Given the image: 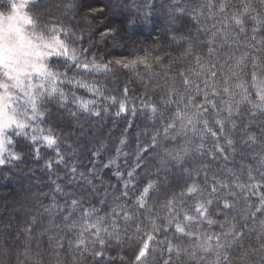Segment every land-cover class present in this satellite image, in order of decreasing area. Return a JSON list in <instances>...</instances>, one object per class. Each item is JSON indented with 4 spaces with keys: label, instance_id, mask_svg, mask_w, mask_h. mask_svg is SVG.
<instances>
[{
    "label": "snow or ice",
    "instance_id": "1",
    "mask_svg": "<svg viewBox=\"0 0 264 264\" xmlns=\"http://www.w3.org/2000/svg\"><path fill=\"white\" fill-rule=\"evenodd\" d=\"M43 5L44 0H0L3 9L0 10V171L10 165L18 167L29 152L40 159L41 145L56 152V164H64L58 139L49 123L59 122L61 118H65V123H79L81 113L100 117L101 110L93 107L97 100L78 95L83 90L93 97L103 96L94 79L98 74L107 76L115 74L116 69L131 70L138 66L151 69L153 62L163 67L165 55L170 57L169 66L183 59L188 68L176 73L183 91L173 87L162 101L166 106L176 105L163 133L164 139L172 140L186 137L189 131L199 135L200 142L194 151L202 155L197 164L193 166L185 159L190 152L186 147L169 151L161 161L162 174L147 178V183L138 187L141 161L148 152V148L138 146L135 162L129 165L126 176L119 169L114 173L122 189L113 190L119 196L113 195L115 206L110 210L103 208L104 215L100 214L101 207L86 206V195H99L93 183L96 170L101 166L110 168L113 161L95 165L90 176L71 168L69 183L75 184L79 176L85 191L71 193L63 208L54 198L44 212L59 214L67 227L78 229L74 245L80 255L75 256L76 260L87 253L98 264H111L114 259L124 264V256H106L113 240L118 246L123 243L122 235H128L126 228L123 233L120 230L121 220L139 221L135 223L137 242L132 264H148L157 249L166 254L162 264H176L185 258L192 264H232L236 249H243L240 256L243 260L248 255L245 248L248 221L259 222L264 233V125L259 129L253 127L257 114L264 116V57L258 55L264 50V0H171L164 37L169 48L179 50L175 57L171 52L153 55L146 50L143 55L106 62L95 56L89 58L85 46L86 38H94L91 29L102 19L104 8H93L87 0H66L63 4L66 14L78 16L83 24V27H69L62 22H43L39 13ZM143 9L142 15L129 9L124 24L108 25L97 34L105 41L111 40L114 46L126 47L125 41L131 39L129 32L152 22L156 10L152 0H145ZM205 20L211 24L204 23ZM229 30L230 36L226 34ZM237 36L243 37L244 48H251L252 52L245 51L238 60L222 59L231 44L237 48L241 45ZM127 91L125 88V98ZM104 98L112 104L118 103L116 116L126 112L122 100ZM141 103L145 110L157 116L158 105L149 101ZM245 112L249 119L244 118ZM206 138L211 140V148H205ZM151 140L149 147L156 151L160 147L158 135H153ZM124 143L121 140V145ZM117 152L123 154L122 149ZM245 153L254 154L250 163L258 167L246 170L240 167V175L229 170L222 177L210 172L218 159L227 161L237 155L243 159ZM100 155L99 150L92 153L93 157ZM171 162L174 165L169 170ZM45 167L53 174V161ZM52 187L54 197L69 195L62 183L53 180ZM129 196L134 199L131 212L121 202ZM106 197L107 191L96 203L104 206ZM253 198L255 202L249 203ZM150 201L159 203L163 217ZM239 201L249 205L246 213H242L243 223L234 216L229 219ZM76 213L79 219H75ZM145 221L147 229L142 227ZM216 226L218 230H214ZM38 227V217L25 219L23 226L19 220L16 225L0 224L6 236H13L15 228L14 239L23 242L20 254L25 258L31 245L38 244L43 236V232H37ZM85 234L91 249L85 247ZM259 239L264 260V235ZM56 245L63 247L59 240ZM72 247L73 242H69V248Z\"/></svg>",
    "mask_w": 264,
    "mask_h": 264
},
{
    "label": "trees",
    "instance_id": "2",
    "mask_svg": "<svg viewBox=\"0 0 264 264\" xmlns=\"http://www.w3.org/2000/svg\"><path fill=\"white\" fill-rule=\"evenodd\" d=\"M65 2L66 0H44V5L39 10L40 19L45 23L62 22L69 27L73 25L83 27L78 16L66 14L63 7ZM87 2L93 8H104L102 19L91 29L90 35L94 38L85 39V46L89 49V58L95 56L98 60L106 62L111 59L143 55L146 50L153 55H163L165 52H171L173 57L177 55L179 50L175 47L169 48L164 37L168 25L171 0H152L156 9L152 14V22L148 26H138L135 31L129 32L128 35L131 39L125 41L126 47L114 46L111 40L105 41L97 33L99 30H106L108 25L117 27L124 24L128 18L129 9L133 13L142 15L145 0H87ZM204 23L210 25L211 21L205 20ZM226 34L232 35L231 30ZM237 39L241 40V45L237 48V45L231 44L229 51L223 52L222 59L238 60L244 56L245 51L252 52L251 48L247 50L244 48L242 36H237ZM258 55L264 57V50L259 51ZM169 59L170 57L166 55L163 57L161 62L163 67L153 62L151 69L138 66L131 70L116 69L115 74L109 73L107 76L98 74L94 79L97 87L103 92V96L93 97L92 94L83 90L78 92V95L84 99L85 97L95 98L97 104L94 107L101 110V115L96 117L81 113L79 123H65V118H61L59 122L49 123V127L58 139V151L64 158V164H56V153L40 147V159H36L32 152H29L28 155L24 156V162L20 163L18 167L10 165L7 170L0 171V224L11 222L16 225L19 220L20 225L23 226L25 219L31 220L33 217H38L40 227L37 228V232H43L39 243L31 245L29 256L25 258L20 254L23 251V242L14 239L15 228L12 229L13 236L4 235L5 230L0 228V264H98V261L92 259L87 253L76 260L75 256L80 255L75 251L74 245L78 229L67 227L61 215H50L44 212V209L52 203L54 198L58 206L63 208L64 200L66 198L71 199V193L85 191L80 186L82 181L79 176L75 184L69 183L71 168L75 167L80 173L90 176L95 165L113 161L110 168L104 169L101 166L96 170L97 178L93 183L96 184L94 191L99 192V195H86V206L101 207L100 214L104 215L103 208L106 207L110 210L111 207L115 206L113 195L119 196V193H114L113 190L122 189V183H118L114 173L119 169L126 176V171L130 170L129 165L135 162L138 146L148 148V152L144 154V159L141 161L142 171H140L136 181L138 187L146 184L147 178H154L158 173L162 174L161 161L169 151L186 147L190 149V152L185 159L193 166L197 164L198 158L202 155L194 151L200 142L199 135L189 131L186 137H177L175 140L164 139L163 127L168 117L176 109V105L173 103L171 106H166L162 101L173 87L183 91L176 73L188 68V63L183 59L176 60L169 66ZM125 88L128 90L126 98ZM104 97H114L117 102L122 100L126 105V112L116 116L118 103L112 104L110 100H106ZM142 101H149L158 105L157 116H153L150 111L145 110ZM55 107L53 104L52 108ZM133 109L136 110L135 113H133ZM160 116L163 119L159 118ZM244 118H250L247 112H245ZM262 125H264V116L257 114L253 121V127L259 129ZM198 127L200 126L198 125ZM153 135H158L160 144L156 151L149 147L153 143L151 140ZM121 140H124V145H121ZM211 147V140L206 138L205 148ZM117 149H122L123 154H118ZM96 150H99L101 155L93 157L92 153ZM242 155L244 156L243 159L241 155H237L235 158L230 156L227 161L218 159L211 166L210 172H215L217 177H222L228 175L229 170H235L236 174L240 175V167L245 170L249 167H258V165L250 163L254 156L253 153ZM49 161H53V174L51 175L49 169L45 167ZM173 165L174 162L169 163V170L172 169ZM234 166H236L235 169ZM176 167L179 166L176 165ZM53 180L56 183H62L69 195L54 197ZM101 181H103L102 184ZM105 191H107L106 204L101 206L96 201L105 196ZM121 202L127 206L130 212L133 210L134 199L132 196ZM254 202L255 198L249 203ZM150 203L163 217L164 212L159 203L155 201H150ZM248 207L249 205L245 204L244 201H239L229 219L231 220L234 216L243 223L242 213H246ZM75 219H79V213L75 214ZM221 219H223L222 216ZM119 223L121 232L123 233L126 228L128 235H122L123 243L118 246L113 240L106 256H124V264H132L133 248L137 242L135 223H139V221L125 222L121 220ZM248 225L249 237L245 241L248 255L242 260L240 256L243 249L234 250L232 264H245V261L247 264H264L259 251L261 245L259 237L264 235L261 231V225L259 222L252 223L251 220L248 221ZM142 227L148 228L147 221ZM252 229L255 231H251ZM214 230H218V226ZM159 238L164 239L163 236ZM169 238H171V233H169ZM57 240L63 244V247H57ZM69 242H73L72 248H69ZM85 247L92 248L89 238L85 241ZM96 248H99L98 244ZM164 258H166V254H162L161 250L157 249L149 259L148 264H162ZM111 264H121V261L114 259ZM176 264H192V262L185 258L176 261Z\"/></svg>",
    "mask_w": 264,
    "mask_h": 264
},
{
    "label": "rangeland",
    "instance_id": "3",
    "mask_svg": "<svg viewBox=\"0 0 264 264\" xmlns=\"http://www.w3.org/2000/svg\"><path fill=\"white\" fill-rule=\"evenodd\" d=\"M0 10H3V9H0ZM90 97H85V99H89ZM95 106V105H94ZM93 106V107H94ZM40 147H44L43 145H41ZM45 148V147H44ZM50 150V149H49ZM54 152V151H53ZM54 153H56V152H54ZM88 239V236H87V234H85V241Z\"/></svg>",
    "mask_w": 264,
    "mask_h": 264
}]
</instances>
